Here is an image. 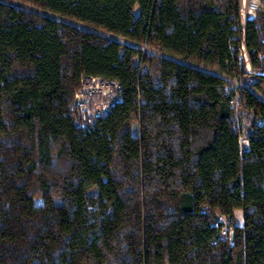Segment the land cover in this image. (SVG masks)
Instances as JSON below:
<instances>
[{"label": "trees", "instance_id": "16d2710c", "mask_svg": "<svg viewBox=\"0 0 264 264\" xmlns=\"http://www.w3.org/2000/svg\"><path fill=\"white\" fill-rule=\"evenodd\" d=\"M83 76L120 85L98 117ZM0 264H264V13L0 0Z\"/></svg>", "mask_w": 264, "mask_h": 264}, {"label": "built area", "instance_id": "2783aa9c", "mask_svg": "<svg viewBox=\"0 0 264 264\" xmlns=\"http://www.w3.org/2000/svg\"><path fill=\"white\" fill-rule=\"evenodd\" d=\"M240 4V21L242 24L246 20L256 17L259 13H264V0H239ZM245 53V51H244ZM81 88L75 93L76 104L82 110H88V106H91L89 112L90 116L98 117L102 115L112 104L108 97L112 93H116V98L118 99V90L120 85L114 80H107L98 76H83L81 79ZM99 93L102 97L95 104L91 101L94 99L96 94ZM241 147L243 149L248 148V140L242 141ZM241 143V142H240ZM225 228L221 231V236L224 234Z\"/></svg>", "mask_w": 264, "mask_h": 264}, {"label": "rangeland", "instance_id": "374dc122", "mask_svg": "<svg viewBox=\"0 0 264 264\" xmlns=\"http://www.w3.org/2000/svg\"><path fill=\"white\" fill-rule=\"evenodd\" d=\"M244 54V57H245V61H246V64H247V69L248 71L252 72L248 62H247V56H246V53H243ZM257 73V72H256ZM81 88V87H80ZM79 88V89H80ZM78 89V90H79ZM77 90V91H78ZM116 93H112L110 97H108L110 99V102H113L114 99L116 98ZM102 97L100 96L99 93L96 94V96L94 97V99L91 101L92 104H95L97 101H99ZM236 101H234L233 105L235 107V110H236V113H235V116H236V119H237V122H238V125L241 129V136H240V144H242L243 142L242 141H245L247 139V135H248V132H247V127L248 125L250 124V121L252 119V113L250 112H247L245 111L244 109H240L239 107H237L236 105ZM91 110V106H88V110H85V112L89 115V112ZM41 200H37V202H40ZM241 211L240 210H236L234 212V223L235 224H241L242 222V216H241ZM226 224V227H225V230H224V234L222 237H225V235L227 234V230L229 229V225L227 224V221L225 222Z\"/></svg>", "mask_w": 264, "mask_h": 264}]
</instances>
